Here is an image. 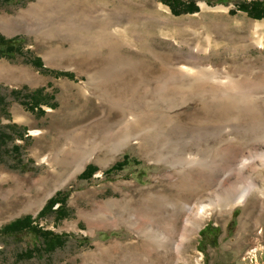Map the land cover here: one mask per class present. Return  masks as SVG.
Listing matches in <instances>:
<instances>
[{"label":"rangeland","instance_id":"1","mask_svg":"<svg viewBox=\"0 0 264 264\" xmlns=\"http://www.w3.org/2000/svg\"><path fill=\"white\" fill-rule=\"evenodd\" d=\"M35 1L0 0V18H18V13ZM79 1L86 8V39L74 44V51L68 49V40L55 33L33 32L36 17L21 15L12 26L0 24V35L19 37L20 41L13 55L0 56V97L4 100L0 105V131L23 133V137L14 136L12 142L0 146V230L15 219L29 216L33 226L63 239L62 245L47 251L42 240L28 230L13 235L0 232V264H100L97 244L135 240L124 225L91 229L78 215L88 207L86 190L96 191V200H107L120 196L118 182L146 187L154 174L168 168L162 162L148 161L134 141L113 155L101 154L85 162L54 191L49 182L36 206L22 207L32 190L17 179L43 176L49 168L38 159L60 146L62 133L103 115L100 101L91 94L86 97L90 87H100L115 102L148 104L153 111L159 108L162 113L148 115L154 119L147 117L145 131L156 133L163 146L178 152L187 150L213 165L222 162L218 145L227 136L242 142L264 141V99L257 100L264 97V17L252 18L238 7L251 0H174L177 12L162 0ZM191 2L197 6L195 12L180 9L183 3ZM97 13V19L92 20L90 16ZM257 22L262 24L261 46L252 35ZM124 28L129 37L135 36L128 43L124 41L128 35H122ZM192 50L201 64L216 67L217 75L226 71L242 74L236 89L228 91L219 86L216 77L201 75L185 84L179 80L174 70L180 60L190 58ZM36 60L40 66L33 64ZM21 67L32 71L36 79L24 74ZM183 97L187 102L179 107ZM226 99L232 102L225 103ZM34 102L39 108L31 107ZM117 116L114 113L111 117ZM31 129L41 130V134L32 135ZM144 134L139 132L140 136ZM12 144L19 150L12 151ZM84 149L86 146L72 157L79 160L86 155ZM117 162H122L121 166L114 168ZM88 165L94 169L80 178ZM249 172L256 187L245 202L232 204L229 196L220 193L226 201L218 203L193 232L174 264H264V167L254 163ZM230 177L232 181L235 173ZM233 190L236 194L237 189ZM57 193L65 198L64 214L60 216L44 209ZM152 260L165 264L155 257Z\"/></svg>","mask_w":264,"mask_h":264},{"label":"bare ground","instance_id":"2","mask_svg":"<svg viewBox=\"0 0 264 264\" xmlns=\"http://www.w3.org/2000/svg\"><path fill=\"white\" fill-rule=\"evenodd\" d=\"M91 4L93 3L89 5ZM83 6L79 0H36L29 4L24 10L25 13L18 15L36 17L33 32L45 30L55 33L57 37L68 40L71 43L68 49L74 51V44L80 43V39H86L84 31L86 8H82ZM93 13L91 10L90 14ZM98 15L97 13L90 17L95 20ZM20 16L13 19L0 18V24L12 26L19 22L18 20L22 18ZM261 25L257 22L252 32L258 46L262 45L259 29ZM123 31L125 32L123 36L128 35L125 28ZM134 38L135 36L130 34L124 41L128 43ZM194 50L189 59L178 62L174 72L179 80L185 84L188 81H196L201 75L203 78L216 77L219 86L226 87L228 91L236 89L237 78L242 74L226 71L225 74L222 72L221 75H217V68L211 64H201ZM20 69L24 74L36 79V75L29 69L22 67ZM89 90L86 97L91 94L100 101L99 107L103 115L87 122L86 125L62 133L59 139L60 146L51 155L46 154L38 159L49 168L43 176L37 178L24 176L17 179L32 190L22 202V207L36 206L38 201L44 198L45 188L49 182L53 183L51 189L54 191L65 185L85 162L96 160L101 154L113 155L134 141L148 161L162 162L168 168L154 174L152 183L146 187L133 182H118L120 196L107 200H96L94 198L96 191L86 190L88 207L85 211H79L78 215L86 220L91 229L124 225L135 235V240L127 238L97 244V252L102 259L100 264H152L154 257L165 264H174L176 259L181 258L186 241L190 240L193 232L210 217L218 203L226 201L219 196L220 193L229 196L225 198L232 204L243 203L249 197L256 187L249 167L254 163L264 167V141L242 142L236 137L227 136L218 145L222 148V162L220 166L213 165L206 158L192 156L187 150L178 152L163 146L164 141L158 138L156 133L149 134L145 131L144 124H147L145 121L148 115L157 116L161 112L159 108L157 110L154 108V112L153 108L147 106L148 104L133 106L134 104L115 102L104 95L100 87H90ZM262 99L264 97L257 100ZM228 101L226 99L225 103ZM185 102L186 98L183 97L178 106L182 107ZM173 108L174 105L167 108L168 113L169 111L171 113ZM114 113L118 116L112 119ZM147 121L150 123L149 119ZM140 131L145 132L144 136L139 135ZM30 132L32 135L41 134V130L38 129H31ZM85 146L86 155L79 156L81 157L79 160L72 157ZM232 172L235 173V177L231 181ZM96 174L101 173L98 171ZM122 186H127V189H122ZM234 188L237 189L236 194L232 193ZM96 256L98 257V254Z\"/></svg>","mask_w":264,"mask_h":264},{"label":"trees","instance_id":"3","mask_svg":"<svg viewBox=\"0 0 264 264\" xmlns=\"http://www.w3.org/2000/svg\"><path fill=\"white\" fill-rule=\"evenodd\" d=\"M9 1V0H7ZM165 4L169 5L171 10L174 12H177V5L174 3V0H162ZM239 9L242 11L247 12V14L255 19H260L264 17V0H251L249 2H241L239 4ZM183 12H195L197 10V6L191 2V3H183V6L180 8ZM20 44L19 37H13V38H5L4 36L0 35V56H11L13 55L17 50H19L18 46ZM34 65L40 66L39 60H36L33 62ZM18 92L14 93L17 94ZM35 94V93H33ZM4 100L2 97H0V105H3ZM35 104V102H34ZM39 104L31 105V107L39 108L37 106ZM40 111H42L40 109ZM10 130L13 129V127L8 126ZM14 136L23 137V133H17L16 135L5 131H0V146L6 145L8 142H12L14 139ZM12 151L19 150V146L16 144H12L11 147ZM122 162H117L113 167L117 168L121 166ZM94 167L87 166V168L80 174V178L85 176L86 174L90 173V170H93ZM58 203L57 209H52V207ZM65 206V198L64 196L60 197L59 193H57L55 196L48 199L46 206L48 210L52 211L53 213L58 214H64L63 209ZM43 209V210H44ZM43 210L41 212H43ZM40 212V213H41ZM31 219L29 216H25L22 218L15 219L14 221L4 225L0 232L7 235H13L15 233H18L23 230H28L30 233H33L35 238H39L42 240L43 248L47 251H52L56 247H58L60 244H63V239L60 235L53 233L52 231L43 230L40 228H37L36 226H33L31 224ZM207 227L204 229L206 230ZM203 230V231H204ZM205 232V231H204Z\"/></svg>","mask_w":264,"mask_h":264}]
</instances>
